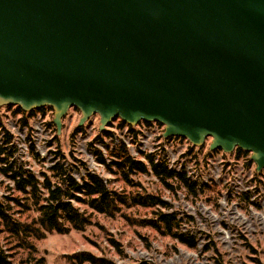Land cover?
Returning a JSON list of instances; mask_svg holds the SVG:
<instances>
[{
	"label": "water",
	"instance_id": "95a60500",
	"mask_svg": "<svg viewBox=\"0 0 264 264\" xmlns=\"http://www.w3.org/2000/svg\"><path fill=\"white\" fill-rule=\"evenodd\" d=\"M163 125L264 169V0H0V106Z\"/></svg>",
	"mask_w": 264,
	"mask_h": 264
},
{
	"label": "rangeland",
	"instance_id": "374dc122",
	"mask_svg": "<svg viewBox=\"0 0 264 264\" xmlns=\"http://www.w3.org/2000/svg\"><path fill=\"white\" fill-rule=\"evenodd\" d=\"M34 110V114L41 112ZM43 114L47 120L53 117L49 110ZM80 117L77 108H69L62 117L61 132H55L58 138L51 144L39 142L35 137L34 150L30 147L22 152L18 141L8 137L0 146L12 153L10 162L14 168L23 167L39 177L42 167L58 160L78 181L88 171H95L108 181L109 187L129 196L137 192L160 196L169 203L160 209L174 213L177 229L194 236L196 244L188 247L171 234L151 226L148 221L154 218V207L131 204L109 216L76 205L90 213V224L83 230L46 232L42 238L29 236L30 246H18L19 241L8 235L0 222V248L11 255L10 264H38L36 260L40 257L42 264H76L69 255L79 251L105 256L117 264L141 260L150 264H264V169L256 171L255 164L248 160L249 154L237 156L235 149L231 152L216 149L209 154V139L200 146L192 145L190 154L196 160V167L209 170L211 176L195 194L185 186H178L176 179L170 181L175 191L170 190L151 172L132 173L127 182L114 172V166L109 169L97 159L100 155L106 163L111 160L110 151L119 144L113 137L118 121L113 119V124L107 126L112 131L111 137L99 139V116H90L81 125L82 131L74 133ZM175 140L189 149L190 143L185 138ZM127 152L130 155L128 149ZM3 166L0 160V167ZM4 195L21 197L0 168V197ZM22 197H26L28 208L13 206L14 215L29 223L37 212L29 196ZM109 238L119 242L122 252L115 250Z\"/></svg>",
	"mask_w": 264,
	"mask_h": 264
},
{
	"label": "trees",
	"instance_id": "16d2710c",
	"mask_svg": "<svg viewBox=\"0 0 264 264\" xmlns=\"http://www.w3.org/2000/svg\"><path fill=\"white\" fill-rule=\"evenodd\" d=\"M37 110L41 111V113H45L46 110L53 112L52 108L48 106ZM34 112L35 110L24 112L19 106L13 108L14 114L20 113L22 115V124H27V118ZM115 120L118 121L117 124L120 127L127 124L119 118ZM143 122L146 124L150 123L149 121ZM49 124L55 128L52 120H50ZM112 124L113 121L108 126ZM157 124L162 126L160 123ZM128 126L130 130H134L133 127ZM81 131L82 126H77L74 129V133ZM111 135L112 131L105 129L101 132L99 131L97 138L103 139V137H111ZM57 138L55 133L53 140L55 141ZM6 140H8V136ZM191 150L192 145L189 146L187 153H190ZM212 151L210 150L209 154H212ZM235 152L237 156L248 155L247 152L238 147L235 148ZM0 153L3 154L0 160L4 163V166L0 168L4 174L9 176L12 180L14 190L20 193L21 196L4 195L0 197V222L8 235L19 241L18 246H30L27 241L29 236L42 238L46 232L55 231L57 233H67L71 229L83 230L91 222L90 213L81 210L76 205H82L91 211L113 216L116 212L120 211L122 206H130L131 204L156 208L154 218L148 221L151 226L157 230H161V232L171 234L172 237L188 247H194L196 244L194 236L177 229V221L174 213L165 212L160 209L169 206L168 201L162 199L160 196L149 193L142 194L140 192L129 196L109 187L108 181L95 171H88L82 177V180L78 181L71 174L69 168H66L64 163H60L58 160L52 161L47 167H42L39 171V177L36 173L25 170L23 167L14 168L13 163L10 162L12 153L6 152L5 146H0ZM57 154L59 155V153H55V155ZM35 155L38 157L37 154ZM110 156L111 160L109 163H106V159L100 155L97 159L109 169L114 166V172H118L124 181L128 182L130 180L129 175L132 173L151 172L170 190L175 191V187L170 182L172 179H176L178 186H185L193 194L199 190L196 183L189 180L184 173L175 172L162 162L155 163L149 156H146L145 160L133 158L127 152L126 145L123 142L119 143L114 150L110 151ZM61 158H64V155H61ZM248 160L250 161V159ZM23 194L29 196L37 212L36 217L31 219L29 223L21 221L14 215L13 206L28 208L27 202L24 199L26 197H22ZM20 212L21 209H18L17 213ZM109 242L117 252H122L118 241L109 238ZM10 257L11 255L9 253H5L0 248V264H10ZM69 259L76 264H82L84 262L89 264H117L110 258L97 256L88 251H79L71 254L69 255ZM36 261L38 264H42L43 258L40 257ZM126 264L150 263L141 260L138 263L129 262Z\"/></svg>",
	"mask_w": 264,
	"mask_h": 264
},
{
	"label": "built area",
	"instance_id": "2783aa9c",
	"mask_svg": "<svg viewBox=\"0 0 264 264\" xmlns=\"http://www.w3.org/2000/svg\"><path fill=\"white\" fill-rule=\"evenodd\" d=\"M13 108H15L13 105L0 106V144L7 136L12 137L13 140L18 141V149L25 152L30 147L34 150L36 138L44 144L49 142L51 144L54 141L55 128L49 124L52 119L47 120V116L42 115L39 111L40 113H33L34 115L32 114L27 118V124H22V115L20 113L14 114ZM157 123L146 124L143 122L130 125L134 128L133 131L130 130L129 124L122 127L115 126L117 129L113 137L115 141L119 143L121 141L126 145L133 158L145 159L146 156H149L155 163L162 162L169 169L184 173L198 187L207 184L211 178L210 171L197 168L195 158L187 153L188 150L185 149L183 143H178L175 140L182 139V137H164L163 125L159 126ZM185 140L187 139L185 138ZM190 145L192 144L190 143Z\"/></svg>",
	"mask_w": 264,
	"mask_h": 264
}]
</instances>
